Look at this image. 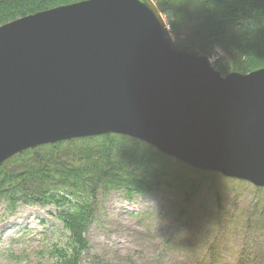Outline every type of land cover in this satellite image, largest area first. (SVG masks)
<instances>
[{
	"label": "water",
	"instance_id": "water-1",
	"mask_svg": "<svg viewBox=\"0 0 264 264\" xmlns=\"http://www.w3.org/2000/svg\"><path fill=\"white\" fill-rule=\"evenodd\" d=\"M105 134L264 188V67L222 76L153 0H81L0 25V166Z\"/></svg>",
	"mask_w": 264,
	"mask_h": 264
},
{
	"label": "trees",
	"instance_id": "trees-1",
	"mask_svg": "<svg viewBox=\"0 0 264 264\" xmlns=\"http://www.w3.org/2000/svg\"><path fill=\"white\" fill-rule=\"evenodd\" d=\"M78 1L81 0H0V25ZM153 1L160 13L170 19L173 30L180 2ZM191 36L188 46L203 48L209 57L215 46L226 56L227 60L219 57L213 62L214 68L225 74L229 68L246 73L264 67V0H203ZM228 61L231 65L226 63ZM213 178L214 173L187 166L149 144L124 135L105 134L41 145L10 158L0 166V203L6 204L8 209L20 204L53 207L63 234L49 248L48 264H84L85 257L89 256L86 232L96 218L100 194L119 190L125 197L131 198L163 187L176 193L180 202L179 216L185 222L171 224L160 236L161 241L156 244L159 248L153 251V264H159L160 259L164 262L167 252L173 258L169 264H217L220 255L216 238L212 239L216 244L205 243V237L196 239L191 235L202 232L210 222L214 225L216 221L205 219L210 213L187 212L204 184L213 185ZM214 197L217 208L222 209L219 195L215 193ZM250 225L257 224L252 222ZM182 227L190 231L188 240L200 243L180 242L184 234L177 236L173 231L180 232ZM217 227V233L222 237L230 228L238 229L231 224L224 227L218 224ZM247 232L245 230L241 234L248 241L242 245L235 264H242L244 252L253 246L259 256L250 255L247 258V254L244 264L264 261V239L259 236L250 241ZM175 245L180 248V257H191V261H178V256L171 250ZM122 263L133 264L129 257Z\"/></svg>",
	"mask_w": 264,
	"mask_h": 264
},
{
	"label": "rangeland",
	"instance_id": "rangeland-1",
	"mask_svg": "<svg viewBox=\"0 0 264 264\" xmlns=\"http://www.w3.org/2000/svg\"><path fill=\"white\" fill-rule=\"evenodd\" d=\"M179 14L173 20L174 29L170 28V19L161 13L168 27V32L174 43L188 46L193 28L199 18L203 0H178ZM22 17V16H21ZM19 18V17H18ZM14 20V19H13ZM211 57L216 60L226 56L214 46ZM207 56V54H206ZM210 58L209 56H207ZM230 63V61L226 62ZM229 68L227 73L233 72ZM222 76L226 75L219 70ZM239 72V71H236ZM211 173V172H210ZM214 182L210 186L204 184L199 196L188 207V214L210 213L205 217L214 225H207L202 232L192 233V237H205V243H219L217 264H235L242 245L248 241L241 236L248 230L250 241L257 237L264 239V188H258L247 182L224 177L214 173ZM221 199L222 209H218L214 194ZM99 206L95 212V219L89 226L86 237L89 240V256L84 264H123L127 257L133 264H153V251L157 250L158 240L171 224H183L180 218V202L173 191L163 187L148 194H136L131 198L125 197L119 190H112L107 194H100ZM204 205L205 207H201ZM163 222V223H162ZM252 222L256 223L252 227ZM226 224L238 227L229 229L223 237L217 233V225ZM181 232V234H180ZM175 235H183L180 242H195L188 240V228H181ZM63 234L61 225L54 216L53 207L38 205H17L8 209L6 204L0 203V264H48L47 252L52 243L58 242ZM216 238V242L212 239ZM143 243L145 247L143 248ZM176 246V247H175ZM171 248L178 256V261H191V257H180L178 245ZM251 249V250H249ZM147 250V251H146ZM244 252L247 255L259 256L257 248L250 247ZM192 254V253H191ZM246 258V259H247ZM255 258V257H254ZM99 259V260H98ZM159 264H169L173 261L166 253L165 261ZM253 261V259H252ZM259 264H264L260 262Z\"/></svg>",
	"mask_w": 264,
	"mask_h": 264
},
{
	"label": "bare ground",
	"instance_id": "bare-ground-1",
	"mask_svg": "<svg viewBox=\"0 0 264 264\" xmlns=\"http://www.w3.org/2000/svg\"><path fill=\"white\" fill-rule=\"evenodd\" d=\"M150 150V149H149ZM68 163V162H67ZM54 167V166H53ZM182 167V166H181ZM168 169V168H167ZM3 170V169H2ZM159 173H160V171H159ZM50 176V175H49ZM50 180H51V178H50ZM81 180V179H80ZM82 181V180H81ZM103 183V182H102ZM101 183V184H102ZM82 184V183H81ZM85 185V184H84ZM75 186V185H74ZM82 194V193H81ZM182 197V196H181ZM53 198V197H52ZM186 201V200H185ZM79 206V205H78ZM163 223V222H162ZM176 247V246H175ZM171 248V247H170ZM147 251V250H146ZM99 260V259H98Z\"/></svg>",
	"mask_w": 264,
	"mask_h": 264
}]
</instances>
